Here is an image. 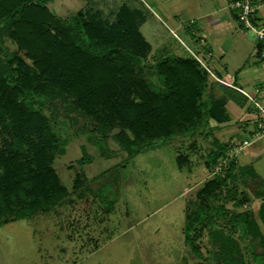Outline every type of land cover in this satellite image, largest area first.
<instances>
[{"label": "rangeland", "instance_id": "rangeland-1", "mask_svg": "<svg viewBox=\"0 0 264 264\" xmlns=\"http://www.w3.org/2000/svg\"><path fill=\"white\" fill-rule=\"evenodd\" d=\"M123 10L128 11L132 23L151 45V51L140 63L123 66L115 62L106 66L108 70L105 68L95 77L99 85L93 83L87 92L71 91L64 97V104L60 99L48 100L51 112L56 108L53 120L61 136L59 145L45 146L35 122L28 121L20 135L10 126L12 111L0 113L1 184L4 180L20 183L22 174L27 178L40 171V166H51L70 192L79 176L87 184L83 186H87L85 198L74 195V202L69 201L72 204H65L56 212L47 211L30 221L1 225L0 264H55L50 259L49 246L55 248L57 262L62 264L68 261L69 264H182L184 259L187 264H254L247 240L239 231L234 241L226 236L211 242L206 234L202 239V259L185 243L189 206L196 201L203 185L217 176L215 165L205 166L206 161H213L208 156L209 121L201 122L195 131L169 139L150 135L159 130L151 128L146 117L149 106L144 101L160 86L154 75V66L160 58L190 57L200 64L195 57L198 55L205 61L206 67L200 66L208 73V87L212 83L211 73L217 71L216 66L187 33L198 29V21H187L185 30L177 29L175 19L150 8L144 0H0V43L27 65L35 66L34 59L41 55L39 43L45 38H40L41 31L48 23L55 27L59 26L57 19L64 21L78 12L85 15L97 12L110 26ZM183 14L188 19L195 16L192 10ZM249 36L254 37L251 33ZM99 104L104 106L101 114L106 122L105 132L94 133L93 122L74 109L85 110ZM14 137L18 138L16 147ZM99 139L107 141L103 150ZM138 141L144 144V149L131 156L132 150L124 146ZM240 182L238 188L251 196L237 212L251 210L264 235L258 214L261 200L253 193L257 186L250 181H244V186ZM106 185L114 192L108 194L107 200L116 197L117 202L114 211L105 215L108 211L104 213L97 192ZM8 201V196L1 193L0 205L8 207ZM11 204L12 210H21L26 202L16 197ZM228 207L232 208V204ZM27 224L37 228L36 234L26 228ZM40 229L46 232L41 233ZM52 236L55 246L49 244ZM111 237L114 240L108 242Z\"/></svg>", "mask_w": 264, "mask_h": 264}, {"label": "trees", "instance_id": "trees-1", "mask_svg": "<svg viewBox=\"0 0 264 264\" xmlns=\"http://www.w3.org/2000/svg\"><path fill=\"white\" fill-rule=\"evenodd\" d=\"M99 15L97 12L86 15L78 12L64 21L57 19L61 22L59 26L48 23L49 26L41 31L40 38H45L43 44L40 40L41 55L34 59L35 66L27 65L0 43V113L6 115L12 111L10 126L13 131L22 135L26 123L35 122L45 146L59 145L61 136L57 134L54 122L56 108L53 107L51 112L48 100L60 99L64 104V97L71 91L87 92L93 83L99 85L97 74H102L106 66H113L115 62L123 66L140 63L150 53L151 45L132 23L127 10L119 12L116 22L110 26ZM154 71L160 86L144 102L149 106L146 117L151 128L160 132L150 135L169 139L179 133L195 131L201 122L209 121L212 114L207 95L208 73L200 64L190 57L165 56L156 62ZM103 107L99 104L85 110L75 108L74 111L93 122L94 133H103L106 123L101 114ZM98 144L103 150L107 141L99 139ZM17 145L18 138L14 137L13 147ZM143 145L141 141L128 142L124 147L132 150L129 151L131 156H136L143 151ZM209 158L213 161H207L208 166H214L224 158V153L218 148V152L211 153ZM40 167V171H34L27 178L22 174L20 183L7 180L0 183V194L5 193L10 202L8 207L0 205V226L50 211L74 192L80 193L86 188L83 187L85 178L79 176L70 192L51 166ZM249 171L250 168L238 169L231 162L228 169L208 180L197 193L196 201L187 211L185 226V243L196 257L202 259V239L206 234L211 242L226 236L234 241V235L239 231L247 240L246 246L254 264H264V235L258 220L249 209L237 212L251 196L238 188V181L241 180L243 186L244 181H250L257 186L253 193L261 200L258 214L264 226V181ZM112 192L110 186H103L99 190L102 202L109 201L105 196ZM16 197L24 198L26 202L21 210H12L11 202ZM229 203L232 208L228 207ZM182 264L187 261L184 259Z\"/></svg>", "mask_w": 264, "mask_h": 264}, {"label": "crops", "instance_id": "crops-1", "mask_svg": "<svg viewBox=\"0 0 264 264\" xmlns=\"http://www.w3.org/2000/svg\"><path fill=\"white\" fill-rule=\"evenodd\" d=\"M144 2L152 9L165 12L167 18L175 19L174 25L177 29H186L187 21L190 23L198 21V29L187 30V33L193 39L192 41L199 44L202 51L210 56V62L216 66L217 70L213 75L220 79L229 78L233 83V87H230L216 81L212 76V83L209 87L207 85L212 114L206 128L212 142H209L208 156L213 152L217 153L220 148L224 158L229 160L228 166L234 162V166L238 169L250 168L249 174L253 172L258 180L264 181V134L258 139L254 136L260 131L259 114L255 104L258 102L264 107V41L259 42L255 37L251 38L249 33L243 30L238 23L236 12L229 6V0H144ZM189 10H192L195 15L192 19H188L183 14L184 11ZM257 19L264 22V7L258 10ZM243 140L250 141V145L235 151L236 146ZM221 159L215 166H218ZM205 166H208L207 161ZM86 188L80 193H73L48 213L56 212L65 204H72L74 195L80 199L85 198ZM97 198L104 213L108 211L105 215L114 211L116 197L102 202L98 191ZM105 198H109L108 194ZM44 213L46 212L20 220L30 221ZM26 228L35 234L37 232V228L29 227L28 224ZM50 230L47 231L51 236ZM40 232L46 231L40 229ZM112 240L114 237H111L108 242ZM51 243L55 246L53 236L49 237V244ZM49 254L55 264H62L57 262L55 248L49 246ZM69 263L68 261L64 264Z\"/></svg>", "mask_w": 264, "mask_h": 264}, {"label": "built area", "instance_id": "built-area-1", "mask_svg": "<svg viewBox=\"0 0 264 264\" xmlns=\"http://www.w3.org/2000/svg\"><path fill=\"white\" fill-rule=\"evenodd\" d=\"M229 6L236 12L238 23L242 26L243 30L253 34L257 41H264V22H260L257 19L258 10L264 7V0H229ZM195 57L200 64L205 66V62L199 56ZM211 75L221 84L233 87V83L229 78L220 79L215 77L212 73ZM255 105L259 114L258 127L260 131L256 132L254 136L255 139H258L264 134V107L258 102H256ZM248 145H250V141L243 140L241 144L236 146L235 151L243 149ZM228 165L229 160L227 158H222L218 166L215 167V173H223L224 170L228 169Z\"/></svg>", "mask_w": 264, "mask_h": 264}]
</instances>
